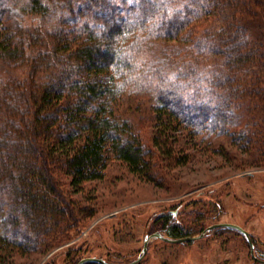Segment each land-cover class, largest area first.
Wrapping results in <instances>:
<instances>
[{
  "label": "trees",
  "instance_id": "trees-1",
  "mask_svg": "<svg viewBox=\"0 0 264 264\" xmlns=\"http://www.w3.org/2000/svg\"><path fill=\"white\" fill-rule=\"evenodd\" d=\"M258 11L252 0H0V242L25 250L69 239L80 221L59 171L77 192L104 178L112 158L153 177L152 149L116 108L129 86L151 96L167 127L153 142L171 160L166 132L195 133L210 117H238L264 147ZM12 12L39 20L12 24ZM191 43L200 57L190 62Z\"/></svg>",
  "mask_w": 264,
  "mask_h": 264
},
{
  "label": "rangeland",
  "instance_id": "rangeland-1",
  "mask_svg": "<svg viewBox=\"0 0 264 264\" xmlns=\"http://www.w3.org/2000/svg\"><path fill=\"white\" fill-rule=\"evenodd\" d=\"M252 1L259 5V18L251 25V30L259 42H264V0ZM17 16L15 12L8 13L12 24L21 20L29 25L39 20L38 15L23 13ZM212 23L210 16L201 25L211 26ZM194 29L200 30L199 27ZM190 46L192 43L188 44L184 54L191 62L198 58L199 53ZM24 70H15V75L22 76ZM150 99L152 101L149 94L129 86L116 108L135 124L136 131L152 149L153 177H139L125 162L112 158L104 178L90 182L84 191L77 192L70 186V177L59 171L57 177L64 192L71 202H76L73 209L78 214L79 226L69 229V239L53 247H49L54 243L50 237L45 238V245L36 244L25 250L7 241L0 242V264L58 263L69 249L86 247L95 239H98L97 244L106 246L97 253L105 252L108 247L104 240L105 228L101 232L103 234H90L91 227L97 224L95 226L102 225L103 228L111 226L112 222L118 232L116 239L123 236V247L134 254L143 246L144 234L151 227L150 220L168 209L176 210L177 221L184 227L182 231L191 232V235H198L204 227L218 221L242 225L254 233L255 253L264 259V147L250 140L244 126L234 125L242 124L238 117L234 120V117L230 119L232 116H227L231 123L224 125V119L215 116L195 133L185 124L170 128L166 132L171 135L168 144L176 158L171 160L153 142L157 132L162 131L160 128L167 127L157 126L154 112L149 108ZM252 117L259 118L255 114ZM113 213L115 215L110 216ZM120 218L125 222L122 233L118 231ZM3 224L0 221V233L4 230L1 228ZM18 240L22 241L21 238ZM164 242L158 239L150 241L151 246H157V252L161 250L160 246L169 245L167 251L171 256L160 257L163 264H264L253 258L249 244L234 231L223 234L209 232L188 242V245L173 242L166 245ZM150 252L146 258L151 264L155 255L154 251ZM133 254L127 258L131 259Z\"/></svg>",
  "mask_w": 264,
  "mask_h": 264
},
{
  "label": "flooded vegetation",
  "instance_id": "flooded-vegetation-1",
  "mask_svg": "<svg viewBox=\"0 0 264 264\" xmlns=\"http://www.w3.org/2000/svg\"><path fill=\"white\" fill-rule=\"evenodd\" d=\"M178 209H179V207H178ZM112 215H115V213H113ZM150 221H151V227H150L149 231H146L147 233L144 234L143 246L140 249H138L137 251H134V254H133V252L131 253V251L129 252L127 250V248L123 247V245L125 244V243H121V241L124 240L123 236L121 238H119L118 240L116 239L118 232L116 230V227L113 226L114 223L112 222L111 226L105 225L103 228H102V225L95 226L97 224H95L91 227L90 234H93V233L94 234H96V233L97 234H103L101 232L105 228V236L106 237L104 238V240H105V244L108 246L107 250L105 252L97 253V251H99V249L104 250L106 248V246L103 247L101 244H99V243L97 244L98 239H95L96 241L93 240L92 242H89L86 247L79 246V247H75L74 250H73V248L69 249L66 252V254L64 253L65 258L63 260L58 261V263L57 262L53 263L50 261L49 264H129V263L133 262L134 260H136L137 258H140V259L135 264H150L148 262L149 261L148 258H146L148 255V251L149 252L154 251V255H155V261L151 264H163L161 262L160 257L165 255V257L167 258V254H168V257L171 256L170 252L167 251V249H169V245H167V243H172V242L167 241L164 238H162L158 235H155V234L159 233L161 236L169 237V238H183V237L191 236V232L189 234L184 233L183 235H180V236L174 235L172 233L173 226H178V227H181L182 229H184L182 224H180V222L177 221V213H176V210H174V209H168L167 211H164V212L161 211L157 215H154L153 219H151ZM119 223H120V225H119L118 231H121V233H122L125 230V227L123 226V224H125V222L122 220V218H120ZM219 223L236 224L233 222H220V221H218V222H214V223L207 225L206 227H204L201 230L200 233L204 232L208 227H210L214 224H219ZM237 225H240V224H237ZM240 226H242V225H240ZM152 228L154 230H152ZM232 231L237 232V234H239V237H242L243 240L249 244L250 249H251V244H250L247 236L241 230H239L235 227L218 226V227L211 229L207 233L219 232L220 234H223L225 232H232ZM248 232L250 233L251 239H252V241L256 247V240H255L254 233H252V231H248ZM148 236L150 237L149 243H148V250L145 254H143L146 238ZM153 239H158V240L163 241V242L165 241L163 244H166L167 246H165V245L160 246L161 250H159L157 252V246L156 247L151 246V244H150V241ZM188 242H191V241H185L182 243L181 242H173V243L188 245ZM117 244H119V245L117 246ZM151 248L154 250L152 251ZM151 252L149 254H151ZM251 253H252V251H251ZM129 254H133V257L131 259L127 258L129 256ZM252 256H253V254H252ZM88 258H95V260H92V259L86 260ZM181 258H182V256L179 259H181ZM253 258H254V256H253Z\"/></svg>",
  "mask_w": 264,
  "mask_h": 264
},
{
  "label": "water",
  "instance_id": "water-1",
  "mask_svg": "<svg viewBox=\"0 0 264 264\" xmlns=\"http://www.w3.org/2000/svg\"><path fill=\"white\" fill-rule=\"evenodd\" d=\"M110 216H113L112 214H110ZM218 226H230V227H235L239 230H241L248 238L250 244H251V251H252V254L254 256V258L262 263H264V259H261L259 258L256 253H255V244L253 243L252 239H251V236H250V233L244 229L242 226L240 225H237V224H232V223H219V224H214L210 227H208L204 232L198 234V235H191V236H187V237H183V238H169V237H163L161 236L159 233L155 234V235H158L162 238H164L165 240L167 241H170V242H185V241H192V240H196V239H199V238H202L206 235V233L208 231H210L211 229L215 228V227H218ZM149 236L146 238V242H145V246H144V250H143V254H145L148 250V243H149ZM95 260V258H88L86 260ZM140 258H137L136 260H134L133 262L129 263V264H135Z\"/></svg>",
  "mask_w": 264,
  "mask_h": 264
}]
</instances>
